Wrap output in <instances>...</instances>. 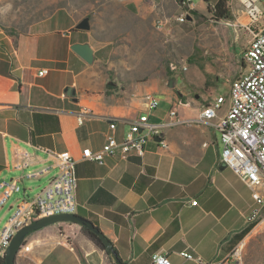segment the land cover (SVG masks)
I'll return each mask as SVG.
<instances>
[{
    "label": "crops",
    "instance_id": "crops-1",
    "mask_svg": "<svg viewBox=\"0 0 264 264\" xmlns=\"http://www.w3.org/2000/svg\"><path fill=\"white\" fill-rule=\"evenodd\" d=\"M122 1L138 20L129 32L144 43L139 53L147 51L154 58L157 37L179 23L181 0ZM218 1L192 0L186 21L212 18L207 8ZM225 1L231 17L210 35L209 56L203 54L200 63L182 62L187 70L179 66L169 79L156 75V64L149 61L152 67L146 65V75L115 83L111 50L98 39L99 27L89 19V29L78 30L86 17L63 9L25 34L0 31V182L19 187L0 208V224L20 201L32 199L58 174L55 160L38 149L47 148L67 151L76 161L75 214L102 233L122 264H153L155 253L165 254L169 264H197L184 259L183 252L206 264H220L259 232L264 223L245 221L254 206L250 189L220 162V134L213 125L217 119L167 128L161 134L165 147L151 138L141 157L122 159L117 153L103 164L82 160L84 149L100 151L110 135L123 140L129 121L146 115L156 124L168 120L170 110L182 120H196L202 105L221 96L216 94L219 80L224 79L229 90L230 82L243 71L242 53L252 27L241 0ZM74 44L92 49V63L71 50ZM41 71L45 73L40 75ZM144 94L156 97L158 108L147 111ZM82 109L91 116L78 124ZM226 109L225 104L218 118ZM45 167L46 174L26 177ZM15 264L116 263L78 225L57 223L29 234Z\"/></svg>",
    "mask_w": 264,
    "mask_h": 264
},
{
    "label": "built area",
    "instance_id": "built-area-1",
    "mask_svg": "<svg viewBox=\"0 0 264 264\" xmlns=\"http://www.w3.org/2000/svg\"><path fill=\"white\" fill-rule=\"evenodd\" d=\"M184 6L183 14L176 21L183 23L189 15L192 0H181ZM244 11L252 27L248 48L242 53L245 63L243 71L229 84L226 96H216L201 106L196 120H182L175 110L169 111V119L153 124L148 122L147 116H140L129 121V130L120 142L112 135L106 138L104 147L97 152L90 149L82 151V160H89L103 164L105 158L118 153L122 159L135 155H143L144 145L151 138H158L160 144L162 132L174 126L191 124H213L220 134L222 151L220 162L228 167L251 191L254 202L253 208L245 217L247 223H264V4L258 0H241ZM181 71L187 70L184 65ZM175 71L177 67L170 65ZM45 71L39 72L40 75ZM144 107L153 111L159 106V100L152 94L142 96ZM178 104H182L178 101ZM227 105L225 114L218 118V113ZM186 105V104H183ZM91 115L87 109L77 113V122L82 124L85 118ZM115 121V120H113ZM116 127L115 122L110 123V130ZM47 157L56 162L58 174L51 178L40 193L32 199H23L13 209L7 221L0 228V257L4 256L14 235L22 228L31 224L35 219L59 214H75V190L77 179L75 174L76 161L69 152H54L47 148H38ZM48 168H41L30 172L27 178L33 179L46 174ZM19 191L13 182H0V208L10 196ZM194 205L195 202H190ZM181 256L186 260H193L197 264H206L192 253L183 252ZM153 264H169L165 254L152 255ZM220 264H241L239 247Z\"/></svg>",
    "mask_w": 264,
    "mask_h": 264
},
{
    "label": "rangeland",
    "instance_id": "rangeland-1",
    "mask_svg": "<svg viewBox=\"0 0 264 264\" xmlns=\"http://www.w3.org/2000/svg\"><path fill=\"white\" fill-rule=\"evenodd\" d=\"M260 1L264 3V0ZM122 4H125L122 0H0V31L10 36L25 34L37 22L60 9L78 17H88L99 27L98 39L109 44V63L116 83L122 79L135 81L146 75L149 61H154L151 65L156 64V75L173 78L182 62L187 65L190 64L188 60L200 63L203 54L209 56L210 35L220 30L221 23L227 22L199 17L194 22L175 23L168 33L161 32L157 37V53L153 58L147 56V51L139 53V45L144 43L129 32L132 23L136 25L138 20ZM151 65L148 66L151 68ZM170 65L176 66L177 70H171ZM238 69L237 66L236 71ZM215 85L216 94H228L224 79ZM9 216L2 220L0 228ZM239 252L241 264H264V227L245 240L239 246Z\"/></svg>",
    "mask_w": 264,
    "mask_h": 264
},
{
    "label": "water",
    "instance_id": "water-1",
    "mask_svg": "<svg viewBox=\"0 0 264 264\" xmlns=\"http://www.w3.org/2000/svg\"><path fill=\"white\" fill-rule=\"evenodd\" d=\"M76 29L78 30H88L89 29V18H84L77 26ZM71 50L78 55L84 62L90 64L93 61V53L92 49L87 44H74L71 47ZM60 222H70L82 227H86L90 232L94 233L103 243L105 251L107 253H110L112 258L114 259L115 263L122 264V262L119 261L116 252L113 249V246L105 240L100 231L89 221L77 216L76 214H59V215H53L48 216L44 218H39L33 221L28 226L20 229L14 237L9 242L8 246L5 249L4 252V260L5 264H15L16 256L21 248L23 246V242L25 238L37 231L40 230L46 226L57 224Z\"/></svg>",
    "mask_w": 264,
    "mask_h": 264
},
{
    "label": "trees",
    "instance_id": "trees-1",
    "mask_svg": "<svg viewBox=\"0 0 264 264\" xmlns=\"http://www.w3.org/2000/svg\"><path fill=\"white\" fill-rule=\"evenodd\" d=\"M208 12L211 13L212 19L214 21H222V20H230V10L229 7L226 4L225 0H219L213 7L207 8ZM36 220V219H35ZM34 220V221H35ZM60 223H70V222H60ZM73 224V223H70ZM76 225V224H75ZM79 226V225H78ZM80 227V231L87 236L94 244L95 246L100 249L101 251H104L107 255L111 256L110 253H107L105 251L104 245L102 241L92 232H90L86 227ZM101 233V232H100ZM102 235V233H101ZM102 237L107 240L103 235ZM108 241V240H107ZM109 242V241H108ZM110 243V242H109ZM111 244V243H110ZM114 249V248H113ZM115 251V250H114ZM112 257V256H111ZM119 259V258H118ZM120 261V259H119ZM121 262V261H120ZM0 264H5L4 256L0 257ZM117 264V263H116Z\"/></svg>",
    "mask_w": 264,
    "mask_h": 264
}]
</instances>
